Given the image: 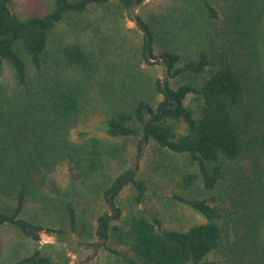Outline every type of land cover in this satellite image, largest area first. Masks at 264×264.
<instances>
[{
  "label": "trees",
  "instance_id": "16d2710c",
  "mask_svg": "<svg viewBox=\"0 0 264 264\" xmlns=\"http://www.w3.org/2000/svg\"><path fill=\"white\" fill-rule=\"evenodd\" d=\"M46 1L43 15L20 17L11 0H0V193L13 200L0 209V226L13 225L34 241L43 232L59 242L90 235L70 201L64 202L67 224L58 228L25 218V202L54 200L45 185L62 161L88 178L134 138L140 150L153 141L184 156L179 180L187 194L175 198L204 221L168 229L143 210L120 216L116 209L119 222L101 217L99 233L134 257L107 245L110 252L126 264H264V0H174L166 14L147 21L137 16L140 62L152 65L157 50L167 78L151 82L156 100L133 95L129 104L110 108L108 138L87 131L71 136L95 112L98 63L81 42L58 37L56 29L62 22L85 27L92 6L114 3L120 14L130 13L145 0ZM125 180L139 204L147 186L131 171L106 194L115 197ZM11 264L55 262L36 248Z\"/></svg>",
  "mask_w": 264,
  "mask_h": 264
},
{
  "label": "rangeland",
  "instance_id": "374dc122",
  "mask_svg": "<svg viewBox=\"0 0 264 264\" xmlns=\"http://www.w3.org/2000/svg\"><path fill=\"white\" fill-rule=\"evenodd\" d=\"M174 5V0H145L143 5L134 7L133 12L121 14L115 10L114 3L108 8L92 6L85 16V27L66 22L58 25V37L81 42L98 63L92 87L95 112L83 118L72 130L73 138L82 131L108 138L106 120L112 106L129 104L133 95L146 98L153 95L152 101L160 97L152 91L151 82L156 78L162 81L167 78L166 64L157 50L154 51L155 57L151 58L152 65L140 62L143 30L134 16L147 21L166 14ZM49 7L46 0H11V9L20 17L43 15ZM127 61L140 66L127 69L123 65ZM169 82L174 84L172 79ZM113 139L122 140L121 137ZM140 146L141 150L136 139L127 138L126 150L119 156L107 157L104 168L88 178L79 176L67 160L58 164L45 185V191L54 196V200L51 203L26 201L22 214L46 228L63 227L67 224L64 202L70 201L79 223L89 224L91 234L85 237L73 234L66 242H59L52 233L43 232L42 239L34 241L15 226L4 224L0 226V264H11L36 248L49 255L55 264H126L123 256L113 254L106 246L122 255L134 257L133 253L99 233L101 217L105 216L109 224L119 222L118 217L115 218L116 209L120 216L132 209L143 210L147 216L159 218L168 229L184 230L204 221L199 212L175 198L176 194H187L179 180V169L185 164L184 156L159 148L153 141ZM128 171L134 178L145 180L147 190L139 204L134 200L136 190L133 184L126 180L115 197L106 194L115 179ZM12 204L11 198L0 193V209H8ZM85 241L91 244L85 245Z\"/></svg>",
  "mask_w": 264,
  "mask_h": 264
},
{
  "label": "water",
  "instance_id": "95a60500",
  "mask_svg": "<svg viewBox=\"0 0 264 264\" xmlns=\"http://www.w3.org/2000/svg\"><path fill=\"white\" fill-rule=\"evenodd\" d=\"M133 10H134V8H131V12H133ZM134 19H135L137 22H139V19H138L136 16H134Z\"/></svg>",
  "mask_w": 264,
  "mask_h": 264
}]
</instances>
